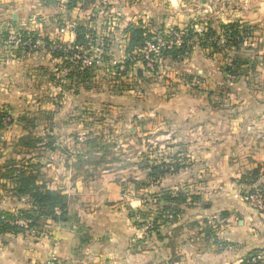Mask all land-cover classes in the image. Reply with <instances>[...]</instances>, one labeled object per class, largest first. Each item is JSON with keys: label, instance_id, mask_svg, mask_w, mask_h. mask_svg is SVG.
<instances>
[{"label": "crops", "instance_id": "crops-1", "mask_svg": "<svg viewBox=\"0 0 264 264\" xmlns=\"http://www.w3.org/2000/svg\"><path fill=\"white\" fill-rule=\"evenodd\" d=\"M21 3L22 0H0V23L8 17L16 20L15 12ZM122 5L127 9L125 21L132 19L134 23L145 9L156 15L158 25L154 24L153 29L158 30L170 27L184 30L188 26L200 30L208 23L217 30L236 21L256 29V46L252 45L243 54L259 61L257 78L249 74L227 79L220 69L223 63L209 59L206 50L194 45L188 58L166 59L158 68V78L150 84L141 83L146 96L144 103L141 102L144 112L137 115L138 128L143 127L142 133L151 134L154 139L170 140L162 151L168 153L164 159L176 156L180 161L182 156L190 157L193 162L155 182L147 181L150 186H137L131 194H159L192 183L198 189L195 197L205 200L207 185L215 182L201 178L206 169L221 181L232 169L264 162V66L261 63L264 61V0H133L132 3L122 0ZM10 52V59L0 57V105L13 106L43 98L38 92L43 86V73H49L44 60L50 56L42 51ZM178 72L203 78L199 79L200 90H191L185 84L166 86L162 77ZM169 90L174 92L169 94ZM92 93L95 92L80 91L73 98L83 95L92 102L100 99L93 98L97 93ZM130 96L107 98L124 105ZM15 123L0 130L4 139L14 132L17 138L23 135L25 130ZM4 162L0 161V167ZM118 164L119 170L99 168L97 171L96 165L88 162L79 164L63 159L41 162L40 182L67 196L70 218L44 219L39 226L44 233L39 238L23 233L0 234V264H43L52 258L58 264H240L255 249L262 250L257 254L261 255L258 264H264V222L256 219L255 210L245 206L235 209L240 218L228 219L219 227L203 224V218L219 211L218 208L201 209L197 207L201 202L197 201L178 204L175 218L169 215L166 221L165 214L159 210L151 231L135 225L129 210H136L142 204L137 197L125 198L122 184L133 181L143 184L140 178H144L145 170H138L141 177L130 179L123 168V165L129 167V163ZM3 199L0 211L29 207L26 197L11 194Z\"/></svg>", "mask_w": 264, "mask_h": 264}, {"label": "rangeland", "instance_id": "rangeland-1", "mask_svg": "<svg viewBox=\"0 0 264 264\" xmlns=\"http://www.w3.org/2000/svg\"><path fill=\"white\" fill-rule=\"evenodd\" d=\"M124 1L125 3L133 2V0ZM68 3L69 0H22L21 7L17 8L15 12L17 19L8 17L4 23H0V57L2 59H10L8 54L10 51L12 54L27 53L32 50L34 52L42 51L50 56L48 60H44V65H46L49 73H43V82L41 83L43 86L42 88L39 87L38 92V96L42 95L43 98L36 102H20L13 106L0 105V111L5 110L9 117L7 125H4L0 130L4 131L13 122H16V125L25 130L22 136L28 137L23 142L26 145H22L18 142L22 136L17 138L16 132L12 136L8 135L6 139L0 134V148H2L0 161L14 159L22 162L32 159L41 164V162L63 159L76 161L79 164L83 162L94 164L97 171L99 168L101 170H119L118 163L128 162L129 167L125 168L123 165V168L127 170L125 176H129L130 179L133 176L141 177L142 172L138 170H145L142 173L145 174L144 178H140L144 181L143 184L135 183V181L124 182L122 192L125 198L134 196L140 199L142 207L135 208L136 210L131 208L129 216L135 225L147 231L155 228V221H157L155 217H158V212L161 210L162 198L168 193L177 197L179 204L197 201L201 202L197 206L201 209L218 208L219 211L211 212L203 218L205 227H212L213 224H218L217 227H219L228 219L240 218L235 209L243 206L255 210L256 219L264 222V217H262L264 215V199L260 191V189H264V162L256 166L253 164L239 169L231 168L232 170L228 171L229 173H226L221 181L219 178L212 177L213 172L209 173L208 169H206L207 171L203 170L204 173L201 174V178L203 180H215V182L207 185V195L202 201L193 198L197 196L194 193L198 189L196 190L192 183L190 185L184 184L178 189L169 188V190L159 194L151 192L142 195L136 192L131 194V191H136L137 186H150L147 181H156L149 179L147 176L149 170L146 166L160 165L164 162L178 165L181 168L193 162L190 157L182 156H180V161L176 159V156L164 159L163 156L167 155L168 157V153H162V151L170 140L168 138L154 139L151 134L142 133L143 127L138 128L137 126L139 120L137 115L144 112L141 105L146 96L145 91H142L141 83L150 84L152 79L158 78V68L166 59H169L163 54L166 50H162L156 56L157 67L155 72L149 73L147 71L139 52L135 56L136 59L132 58V65L126 68L124 64L127 57H131L132 54L129 56L126 54L128 39L126 28L129 25H136L140 22V25L146 29L149 39L160 37L166 40L171 29H176L174 27L166 30L153 29L154 24L158 25L156 15L154 16L152 12H147L145 9V12L140 13L141 18L135 19L134 23L132 19L129 20L130 23L125 21L124 16H126L127 9L122 5V0H79L72 9L67 8ZM79 24L87 27L85 36L87 42L82 46H75L73 29ZM193 28L197 32L203 30H198L194 26ZM61 29L72 32L73 36L67 38ZM217 30L220 32V28ZM255 31L254 27L251 34L245 38L243 44L245 49L241 50L242 54L249 51L247 49L252 45L256 46ZM27 33L31 37H35L36 40L38 39L37 33H39L41 35L39 39L44 43L43 46L34 50L36 47L33 45L29 49L11 42L14 41V37L21 36L23 38ZM10 36L11 40L8 38ZM65 41H70L71 47L77 51L74 56L68 55L63 58L55 57L54 53H50L54 44ZM206 51L208 53L206 56L209 59H216L220 64L223 63L222 66L220 65L221 71L224 65L230 63L233 54L232 50L224 51L223 54L211 53V50ZM189 55L179 61H183ZM261 63L264 66V61ZM74 67H77L76 71L82 67H93L90 70L91 79L88 82V89L75 87L72 80L65 77L66 73ZM257 73L252 74L254 78L258 77ZM50 74L56 79L52 80ZM38 78L40 77L37 76L36 80ZM47 78L48 84H46ZM162 79L167 82L165 83L166 86L170 84L176 87V85L181 84L186 85L191 90L199 91L200 87L198 86L202 84L199 79L203 78L199 76L192 78L184 72H178L173 75L165 74ZM76 91L78 93L80 91H92L95 92L92 93L93 95L97 93L93 98L100 97V99L92 102L85 100L83 95L73 98ZM173 92L169 90V94ZM123 95H131L130 99H126L127 104L111 102V97ZM109 96H111L110 99L107 98ZM16 128L18 131V127ZM54 147L57 149L56 151L53 150ZM257 167H259V171L256 177L252 171ZM177 171H170L167 174ZM2 183L5 185H0V201L4 200L3 197H9L13 194L12 184L10 182ZM39 183L41 184L40 181ZM195 184L196 182L193 185ZM189 193L193 194L190 195ZM212 194H220L221 196L217 198ZM29 208L22 210H29ZM19 219L29 218L20 217ZM29 220L31 221V219ZM43 220H39L27 232L25 230L23 234L41 237V233L44 232L40 230L39 226Z\"/></svg>", "mask_w": 264, "mask_h": 264}, {"label": "trees", "instance_id": "trees-1", "mask_svg": "<svg viewBox=\"0 0 264 264\" xmlns=\"http://www.w3.org/2000/svg\"><path fill=\"white\" fill-rule=\"evenodd\" d=\"M79 0H69L67 4L68 9H72L76 6ZM139 24L129 25L126 28L128 32V39L126 45V54L129 56L134 51L139 50L147 37L149 36L146 29ZM179 30V28L174 27ZM253 27L241 23L231 22L226 25L220 26V32L214 29L211 24H207L205 29L201 32L195 31L193 27H187L181 37V43L177 47H172L164 51V56L168 57L172 61H179L185 56L190 54V51L194 45L200 46L204 50H211V53L223 54L224 51H233L230 63L222 67V72L225 73L227 79H236L241 76H248L256 72L259 61L256 57L245 56L241 53L245 38L251 34ZM87 27L83 24L77 25L73 32L75 34L74 44L75 46H82L87 42L86 39ZM35 39V37H34ZM71 45V43H70ZM77 51L75 48L68 50L64 53L63 50L54 53L55 57L74 56ZM67 54V55H64ZM131 54V55H132ZM73 62V61H67ZM132 57H127L124 64L126 68L132 65ZM93 67H82L76 71L77 67H74L71 71L66 73L65 77L72 80L75 87L82 89L89 88V80L91 79L90 70ZM124 74V72H122ZM51 79L55 80L56 77L51 75ZM78 91H76V94ZM8 117V113L5 110L0 111V129L4 127L3 119ZM27 136H22L18 139V142L22 145ZM18 143V144H19ZM41 164L34 162L32 159L23 160L22 162L15 161L14 159H7L3 166L0 167V181L10 182L12 184L13 195L17 197H27L29 203V210L16 209L14 211H0V234L11 233L18 234L23 233L25 230L16 224L11 222L19 219L20 217H27L31 219L29 227L35 225L41 219H52L54 221H67L70 216L68 213V198L59 190H53L46 187L45 184L39 183ZM147 176L149 179H159L170 171H177L180 167L178 165H172L171 163H161L160 165H148ZM258 168L252 171L253 175L257 177ZM5 185V183H0ZM253 191V190H252ZM262 198L264 199V189H260ZM198 199L197 197H193ZM178 199L170 194L164 195L162 198L161 211L165 214L164 221L167 220V216L171 215L175 218L178 213ZM261 249H255L249 252L240 264H247V260L256 256Z\"/></svg>", "mask_w": 264, "mask_h": 264}, {"label": "built area", "instance_id": "built-area-1", "mask_svg": "<svg viewBox=\"0 0 264 264\" xmlns=\"http://www.w3.org/2000/svg\"><path fill=\"white\" fill-rule=\"evenodd\" d=\"M61 32L64 33V35H71L72 32L64 31V29H61ZM183 30H173L168 33V39L163 40L160 37H154V38H147L143 44V46L137 50L134 51V55H131L132 58H135L137 55V52L141 53V61L144 64L145 68L149 73L155 72V69L157 67V58L156 56L162 51V50H168L172 47H177L181 43V37L183 35ZM41 35L37 33L38 39H34V37H31L28 33L23 38L21 36L14 37L13 44L22 45L24 47H28L31 49V46L33 45L36 47L34 50H37L40 48V46H43V41L39 39ZM11 40V36L8 37ZM70 41H65L64 43H56L52 46L50 53H55L60 50H63L64 53L68 52V50L72 49ZM38 45V46H36ZM33 51V50H32ZM136 59V58H135ZM9 122V117H6L3 119V125H7ZM29 219H17L12 224H16L21 226L26 232L29 230ZM258 261H261V255H256L249 260H247V264H258ZM45 264H58L57 260L52 258L47 261Z\"/></svg>", "mask_w": 264, "mask_h": 264}]
</instances>
